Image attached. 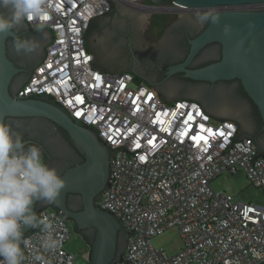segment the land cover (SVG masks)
I'll return each instance as SVG.
<instances>
[{"label":"built area","instance_id":"1","mask_svg":"<svg viewBox=\"0 0 264 264\" xmlns=\"http://www.w3.org/2000/svg\"><path fill=\"white\" fill-rule=\"evenodd\" d=\"M17 5L28 27L48 28L52 41L15 98L48 99L111 152L118 150L95 202L129 233L115 264H264V206L211 186L219 174L241 170L264 191V155L251 164L256 147L249 137L232 142L236 123L213 118L192 99L162 100L129 71L93 69L85 33L110 9L108 0ZM239 7L262 10L264 2ZM44 176L40 164L0 157V232L20 225L21 208ZM37 218L38 230L21 239L24 252L4 250L0 264H74L75 255L64 248L70 235L66 219L47 208ZM167 229L183 241L172 255L151 242Z\"/></svg>","mask_w":264,"mask_h":264},{"label":"water","instance_id":"2","mask_svg":"<svg viewBox=\"0 0 264 264\" xmlns=\"http://www.w3.org/2000/svg\"><path fill=\"white\" fill-rule=\"evenodd\" d=\"M150 1L156 2V0ZM173 1L192 9H207L210 11V18L200 34L191 40L190 51L186 60L181 64L170 67L166 74L169 75L175 71L184 70L188 77L208 82L221 79H238L246 94L256 105L264 126V9H247L246 11L232 9L238 5L263 3L264 0ZM15 2L20 12L17 0ZM108 2L110 5L114 3L111 0H108ZM140 6L154 8L152 5L142 4ZM147 15L130 10L129 12L114 14L112 17L105 19L101 26L102 29L97 34V40L99 46L105 48L110 58L115 59L117 64H123L125 63V54L121 46L123 38L120 32L129 26L132 37L131 42L136 54L135 57L137 56L136 58L140 60L143 69L152 73L151 62L154 58L153 52L157 47L153 42H146L142 36ZM9 37L16 38L17 33L10 29L0 17V133L4 128L5 117L46 118L67 132L71 141L75 142L76 148L84 155V160L67 168L51 181L36 186L23 205L20 225L9 231L7 239L0 244V254L6 249H18L22 253L24 252L21 246V239L29 235L31 230H38L39 220L36 206L41 199L48 198L63 218L74 222L76 229L93 228V239L88 242L89 264H115L120 260V254L117 251L119 233L121 230L125 231V228L122 221L116 219L117 217L99 209L96 206L95 199L104 192L108 184L110 157L113 159L115 152L118 150L111 152L108 146L90 128L76 123L48 99L44 97L15 98L14 95L21 89L23 84L14 95L10 93V81L18 73L19 69L15 67L6 55V40ZM210 42H218L221 45L222 54L220 60L198 69L186 70L184 66L192 60L199 49ZM45 56L46 53L38 64L45 60ZM93 61L91 64L92 68L101 72L102 70L93 66ZM131 73L142 78L133 71ZM148 85L151 87V84ZM166 89L171 92L188 90L194 94L202 95L205 87L197 83L184 84L171 80ZM217 92V97L213 100L214 105L232 110L242 120L241 134L243 136L249 135L246 134L248 131L256 129L246 102L239 100L236 102L230 101L225 96V87L223 85L217 87ZM159 97L164 100L160 95ZM258 134L264 143V130H258ZM242 138L236 137L232 142ZM250 140L256 147V154L250 160L252 164L255 157L264 152V149L259 147L256 139L255 142L251 138ZM27 142L0 146V148L2 150L16 149L27 144ZM8 157L11 156L8 155ZM67 193L79 195L81 200L80 210L71 211L67 208L65 204ZM128 235L129 233H127Z\"/></svg>","mask_w":264,"mask_h":264},{"label":"flooded vegetation","instance_id":"3","mask_svg":"<svg viewBox=\"0 0 264 264\" xmlns=\"http://www.w3.org/2000/svg\"><path fill=\"white\" fill-rule=\"evenodd\" d=\"M138 1L139 0H123L125 5L123 7L113 3V6L110 5V12L102 14L92 23V28L94 30L90 32L86 43L88 50L94 53V62L112 71H133L140 75L142 77L141 79L146 83L151 84V87L159 92L164 100L172 101L177 98L198 100L201 106L205 107L211 114L219 118L234 120L242 127V120L232 110L218 107L213 103V100L217 97V87L223 85L225 87L226 98H229L232 102L238 100L244 101L247 103L250 112L254 110L247 97L239 96L241 82L238 79H221L208 82L192 79L186 75L184 70H178L169 75L166 74V71L170 67L181 64L186 60L190 51L191 40L198 36L207 25L210 18V11L201 8L192 9L189 7H182L173 0H156V2H154L155 4H145V0H141L142 2ZM142 4L163 9V12H155L146 16L145 26L142 31L148 40L153 42L157 47L153 52L154 58L151 62L152 73L143 69L140 60L136 58L137 56L135 57L136 54L132 46L131 29L129 26L120 32L123 38L121 46L125 54V63L123 64H117L116 62L110 63V55L107 54L105 48L99 46L97 40L99 31H95L96 27L100 30L105 19L112 17L114 14L129 12V10L134 12L133 10L138 9ZM232 9L246 11L248 8L239 7L238 5V7L235 6ZM0 17L10 29L17 33L16 38L8 39L6 43V55L15 67L19 69L18 73L12 77L9 84V91L14 95L18 88L29 77L36 65L43 59L45 49L51 40L52 34L50 30L46 28L42 29L40 32H34L29 29L22 15L16 8L14 0H0ZM221 54V45L218 42H210L199 49L184 68L186 70H194L217 62L220 60ZM171 80L179 81L184 84L197 83L204 86L205 90L202 95L194 94L188 90L171 92L166 89V86ZM42 121L44 120L39 117H30L27 119L5 117L3 122L4 128L0 133V146H8L18 142L19 129L16 128L17 122L35 126ZM48 126L47 132L42 137L38 139L33 137L27 138L22 141H28L27 144L16 149H9L22 157L40 160L42 162V166L45 170V177L39 184L51 181L59 176L60 173L62 174L67 168L74 166L75 162L79 160V150L76 148L75 142L72 141L74 147H71L69 143L61 138L60 133L57 131L58 128L55 125L50 122ZM255 128L256 129L253 131H246V134L253 136L259 143V147H263L262 149H264V143L259 137L258 129L257 127ZM3 151L5 152L7 150ZM50 203L51 201L48 198L41 199L36 206V210H40L43 206H47ZM65 204L71 211L81 209L80 197L75 193L66 194ZM72 227L75 231L74 225ZM81 231L88 238H91L94 232L93 228H85L81 229ZM77 233L81 236V239H83L81 233ZM126 238V231L121 230L117 243L118 254L124 252L126 248ZM85 244L88 245V242L85 241ZM85 258L88 260V256Z\"/></svg>","mask_w":264,"mask_h":264},{"label":"rangeland","instance_id":"4","mask_svg":"<svg viewBox=\"0 0 264 264\" xmlns=\"http://www.w3.org/2000/svg\"><path fill=\"white\" fill-rule=\"evenodd\" d=\"M112 2L125 6L123 0H111ZM138 2H142L139 0ZM132 11V10H131ZM136 13L151 14L155 12H163L161 8L145 9L139 8L133 10ZM146 42H150L145 34L142 35ZM197 102V101H196ZM218 119V118H217ZM7 155L0 148V157ZM35 163L36 160H34ZM211 186L214 190H224L230 193L233 197H236L240 202L251 203L254 205L264 206V191L262 188L253 186L247 179L245 173L241 170L236 173L223 172L211 180ZM53 208H47L50 210ZM72 220H66L69 229V239L65 242L64 248L75 255L74 264H89L88 260L84 257V252L88 251V247L85 242L78 235L77 231H74ZM5 230L0 232V237ZM152 244L156 247H163L168 255L175 254L183 246V241L179 233L175 229H167L162 234L152 238Z\"/></svg>","mask_w":264,"mask_h":264},{"label":"trees","instance_id":"5","mask_svg":"<svg viewBox=\"0 0 264 264\" xmlns=\"http://www.w3.org/2000/svg\"><path fill=\"white\" fill-rule=\"evenodd\" d=\"M144 3H145V4H155L154 2H152V1H150V0H145ZM14 4H15V6H16V2H15V0H14ZM113 5H114V4L111 3V6H113ZM16 8H17V6H16ZM108 12H110V11H108ZM108 12H106V13H108ZM106 13H104V14H106ZM100 16H101V15L95 17V18L90 22V24H89V26H88V28H87V30H86V33H85V41H86V42H87V40H88V37H89L90 32L94 30V29L92 28V23H93L96 19H98ZM209 17H210V16H209ZM29 29H30V28H29ZM100 29H101V28H100ZM95 31H99V28L96 27ZM8 39H11V38L9 37V38H7V40H8ZM7 40H6V43H7ZM86 47H87V43H86ZM87 49H88V48H87ZM89 51H90V50H89ZM90 52H91V53L93 54V56H94V53H93L92 51H90ZM109 61H110V63H114V62H115V59H112V58H111ZM93 66H94L95 68L99 69V70H102V71H112V70H110V69H107V68H104V67L98 65V64L95 63L94 61H93ZM125 71H129V72H131L130 70H125ZM133 77H134L135 81H137V82H142V83L147 84L143 79H141V78L138 77L137 75L133 74ZM27 79H28V78H27ZM27 79H26V80H27ZM26 80H25V81H26ZM23 84H24V83H23ZM147 85H148V84H147ZM156 92H157V91H156ZM157 93L161 96V94H160L159 92H157ZM239 96L247 97V98H248L250 104H251L252 107L254 108V110H252V111L250 112L251 117H252V119H253V122H254V124H255V126L257 127L258 130H262V129L264 130V128H262V127H264V126H263V123H262V119H261V117H260V114H259V112H258V109H257L256 105L253 103V101H252V100L249 98V96L246 94V92L244 91L242 85H241V87H240V89H239ZM194 100H195V99H194ZM195 101L198 102V100H195ZM198 103L200 104V102H198ZM200 105H201V104H200ZM202 107H203V106H202ZM203 109H204L206 112H208L213 118H216V117H217V116L211 114L209 111H207V109H206L205 107H203ZM14 118H17V119H25V118H26V119H27V118H30V117H14ZM39 118L43 119L44 121H42L41 123L36 124L35 126H29V125H26L25 123L17 122L16 128L19 129V133H18V142H16V143H21V142L24 141L25 139H27V138H31V137H33V138H35V139H38L39 137H42L43 135H45V133L47 132V126L49 125V123H50L51 121L48 120V119H46V118H42V117H39ZM218 119H224V118H219V117H218ZM229 120H230V119H229ZM232 121H234V120H232ZM234 122H235V121H234ZM51 123H52L53 125H55V126L58 128L57 131L60 133L61 138H62L64 141H66L67 143H69L71 147H74V145H73V143H72L70 137L68 136L67 132H66L64 129H62L61 127L57 126L55 123H53V122H51ZM235 123H236V125L238 126V133H237V137H238V138H241V137H247V136H248V137H250V138L255 142V139H254L252 136H249V135H247V136H243V135L241 134V133H242V132H241V126H240L237 122H235ZM48 127H49V126H48ZM53 133H54V132H53ZM5 153H6L7 155H9V156H17V157L21 158L22 160L32 161V162L35 163L34 159L32 160V159H28V158L22 157V156H20L19 154L15 153V152H12V151H10V150L5 151ZM261 154L264 155V152H261ZM83 160H84V155H83L81 152H79V160H78L77 162H75V164H78V163L82 162ZM36 162H37V164L42 165V162H41L40 160H36ZM60 174H61V173H60ZM60 174H59V175H60ZM43 208H53V209H56V208L54 207V205L52 204V202H51L49 205H47V206H43L41 209H43ZM41 209H40V210H41ZM40 210L37 209V210H36L37 213H38V211H40ZM22 211H23V207L21 208L20 218H21V215H22ZM74 228H75V231L81 233L82 238H83L84 241H86V242H91V240L93 239V236H92L91 238H88V237H86V236L82 233L81 230L76 229L75 226H74ZM7 236H8V232H4L3 235L0 237V244L4 243V241L7 239ZM0 251H1V250H0Z\"/></svg>","mask_w":264,"mask_h":264},{"label":"crops","instance_id":"6","mask_svg":"<svg viewBox=\"0 0 264 264\" xmlns=\"http://www.w3.org/2000/svg\"><path fill=\"white\" fill-rule=\"evenodd\" d=\"M31 29V28H30ZM42 29H45V27H41V26H39V27H37L36 29H31L32 31H34V32H40V31H42ZM47 30H48V28H46ZM216 118H218V117H216ZM37 212V211H36ZM74 226H75V224H74ZM83 240V239H82ZM85 242V241H84ZM87 247H89V245H87ZM88 251H89V248H88ZM88 251H86V252H84V257H87L88 256ZM123 254V253H122ZM122 254H120V256L122 255ZM119 256V257H120Z\"/></svg>","mask_w":264,"mask_h":264},{"label":"bare ground","instance_id":"7","mask_svg":"<svg viewBox=\"0 0 264 264\" xmlns=\"http://www.w3.org/2000/svg\"><path fill=\"white\" fill-rule=\"evenodd\" d=\"M139 7H140V6H139ZM140 8H142V9H143V8H145V9H151L150 7H149V8H146V7H140Z\"/></svg>","mask_w":264,"mask_h":264}]
</instances>
